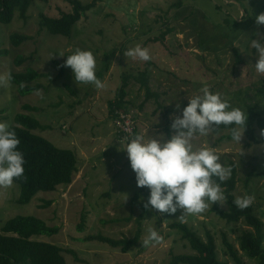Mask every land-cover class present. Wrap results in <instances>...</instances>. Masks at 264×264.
I'll return each instance as SVG.
<instances>
[{
    "label": "rangeland",
    "instance_id": "rangeland-1",
    "mask_svg": "<svg viewBox=\"0 0 264 264\" xmlns=\"http://www.w3.org/2000/svg\"><path fill=\"white\" fill-rule=\"evenodd\" d=\"M80 1L85 4L92 0ZM177 1L97 0L73 26L70 37L51 34L39 25L40 14L59 17L61 12L70 11L66 0H34L26 11L25 20L15 10L8 24L0 23V50L8 51L0 55V75L7 76L29 67L50 75L33 82H40L44 88L25 95L10 81L0 86V121L11 125L15 114H29L49 126L45 130L36 129L34 133L59 148L73 150L78 159L70 184L59 185L51 192H38L27 204L16 202L20 189L15 182L11 186H0V227L16 215H34L50 226H58L57 234L34 238L54 243L64 250L74 249L82 261H75L64 251L66 264H166L172 254L194 253L180 238V232L168 226L180 220L204 238L206 232L213 235L220 261L234 264L223 246L224 233L238 250L243 264H257L256 259L239 250L238 236L248 227L242 221L226 223L218 218L210 210L212 204L203 213L184 215L183 219L177 218L180 210L169 216L143 207L149 189L136 186L135 174L123 151L130 139L120 138L115 117L108 111V103L115 98L122 74H137L148 66L150 87L161 93L159 102L168 109L170 120L154 99L142 104L144 89L131 81L125 98L129 102L125 114L133 121L135 135L147 138L161 133L167 138L166 131L173 134L171 116L180 115V111L175 110L176 103L179 102L182 109L188 102L187 97L199 94L202 82L212 92L227 97L232 107L264 114V96L258 92L264 91V75L256 73L255 50L250 47L251 39L264 36V25L255 23V16L264 13V0H182L180 6L176 5ZM237 22L239 25H235ZM168 28L171 31L163 39L152 41ZM13 32L29 35L31 39L13 46L10 42ZM137 45L148 49L150 65L124 55ZM76 49L93 53L95 74L102 81V88L76 83L69 67H64L62 76L55 79L66 53L71 54ZM18 55L28 57L20 66L14 63ZM55 60L62 65H56ZM25 104L38 109L25 110ZM262 132L264 130L256 128L258 139L264 137ZM228 133V129L221 128L217 133L211 130L206 136L197 134L193 147H211L222 165L228 166L229 160L236 164L234 194L251 196L254 211L264 224V142L250 146L243 133L238 144L227 138ZM250 172L254 175L246 183ZM46 201L50 203L42 207ZM220 207L227 208L225 201ZM82 213L86 221L83 231H78ZM139 216L142 217L140 239L126 252L97 240H81L90 234L112 239L130 238ZM149 229L155 230L161 239L144 246Z\"/></svg>",
    "mask_w": 264,
    "mask_h": 264
},
{
    "label": "trees",
    "instance_id": "trees-1",
    "mask_svg": "<svg viewBox=\"0 0 264 264\" xmlns=\"http://www.w3.org/2000/svg\"><path fill=\"white\" fill-rule=\"evenodd\" d=\"M34 0H0V23L8 24L12 18L15 10H18L19 15L24 20L27 18L26 11ZM46 1V0H41ZM71 9L68 12H61L59 17H50L40 14L39 25L46 29L51 34H58L65 37H70L73 26L95 6L97 0H92L90 3H82L80 0H66ZM99 1V0H98ZM182 0L176 2V5H182ZM244 16V15H242ZM243 18V17H242ZM239 25V22L235 23ZM168 28L163 31L159 37H155L152 41L163 39L164 36L170 32ZM31 39V36L13 32L10 34V42L13 46H18L22 42ZM237 55V50L234 49ZM7 50H0V55H6ZM70 53H66V56ZM28 57L18 55L14 59L16 66L23 64ZM151 64V60L146 61ZM56 65H62L58 61H54ZM64 66L62 65L55 79L62 76ZM10 82L17 86V91L22 94H28L44 88L40 82L33 83L41 77H49L47 73L38 72L34 68H27L21 72H10ZM98 73V77H101ZM131 81L139 84L140 88L144 89V100L142 104L150 99H154L158 108L164 110L165 118H167L168 109L160 104V92L153 91L150 87V75L148 66L137 74H122L121 84L119 85L115 98L108 103V111L111 117L117 116L115 109L126 112L129 105L128 100H125L128 95V86ZM67 90L72 95L75 92L66 86ZM260 94L264 96V91L259 90ZM141 104V105H142ZM25 110L35 111L38 108L30 105H23ZM247 122L245 125L244 135L247 139L248 145L258 144L264 142V137L258 139L255 134L256 128L264 130V114L248 109L245 112ZM168 119V118H167ZM170 120V119H168ZM14 123L11 127L16 132L20 139L19 150L23 153L25 164L24 174L22 177L14 179L20 189L19 196L16 200L19 204H27L38 192H51L56 190L59 185H68L71 183L73 174L77 170V155L69 148H59L52 142L41 135L34 133L36 129L45 130L49 126L43 125L35 117L25 114L17 113L13 118ZM221 128L228 129L227 138L231 139L230 127L220 125L214 127L212 131L217 133ZM134 128V133L135 135ZM170 136L169 131H166ZM228 166L231 167V175L221 183V189L225 195V203L227 208L223 209L220 204H213L211 212L218 218L224 220L226 223H237L242 221L248 228L242 229L239 239V250L244 252L248 257L256 259L257 264H264V224L260 217L255 213L254 207L250 204L247 208H238L233 201L237 198L234 194L237 182V166L229 160ZM254 173H248L246 183ZM215 179V178H214ZM219 182V181H218ZM50 201H46L45 207ZM143 216V215H142ZM130 218V217H129ZM126 218L125 220H129ZM141 216L136 219V229L134 235L130 238L121 237L120 239H112L103 235H87L82 238L83 241L97 240L98 242L106 243L111 247L121 248L122 252H126L134 247L141 236ZM86 221L84 213L80 216L77 230L83 231ZM170 228L180 232V238L187 242L189 248L194 253L190 254H172L166 264H229L225 261H220L217 257V250L215 240L210 232L205 233V238L200 236L187 223L180 220L173 221L168 225ZM59 232V227L48 225L44 220L34 215H16L6 220L0 227V264H66L62 252L71 254L75 261H82L77 257L74 249L64 250L60 246L37 240L34 236L46 235L52 236ZM223 246L226 254L233 260L234 264H243L238 250L225 238L223 233Z\"/></svg>",
    "mask_w": 264,
    "mask_h": 264
},
{
    "label": "clouds",
    "instance_id": "clouds-1",
    "mask_svg": "<svg viewBox=\"0 0 264 264\" xmlns=\"http://www.w3.org/2000/svg\"><path fill=\"white\" fill-rule=\"evenodd\" d=\"M255 23L264 25V13L255 16ZM250 47L255 50L254 64L257 74L264 75V36L251 39ZM124 55L140 61L151 59L147 48L137 45ZM63 56V55H61ZM64 67L72 71L76 83L90 84L99 89L103 83L96 76V59L89 50L76 49L64 56ZM10 80V75H0V86ZM187 104L181 109L179 102L171 116L169 137L163 134L136 135L123 148L135 174L136 186L147 187L149 196L143 207L183 219L184 215L203 213L209 204L225 201L221 183L231 175V167L222 165L219 155L211 147H193V138L198 134L206 136L214 127H230L231 140L240 144L245 130L247 116L239 107H232L229 99L212 92L202 82L199 94L187 97ZM264 136V132H262ZM20 139L11 125L0 121V186L13 184L14 179L24 174L25 159L19 150ZM215 178V179H214ZM219 181V182H218ZM252 197H237L233 203L240 209L247 208ZM161 237L149 229L143 240L144 246L158 243Z\"/></svg>",
    "mask_w": 264,
    "mask_h": 264
},
{
    "label": "built area",
    "instance_id": "built-area-1",
    "mask_svg": "<svg viewBox=\"0 0 264 264\" xmlns=\"http://www.w3.org/2000/svg\"><path fill=\"white\" fill-rule=\"evenodd\" d=\"M115 113H117V116H115V124L119 128L118 135L121 139L127 138L126 140L128 141V139L134 137L133 133L135 126L133 124V121L127 117V115L125 114L126 112L124 111H116Z\"/></svg>",
    "mask_w": 264,
    "mask_h": 264
}]
</instances>
